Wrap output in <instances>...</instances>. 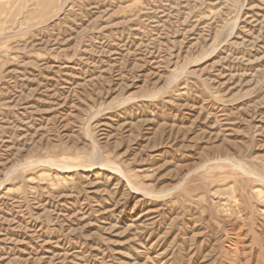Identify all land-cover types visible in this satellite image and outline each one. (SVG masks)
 Returning a JSON list of instances; mask_svg holds the SVG:
<instances>
[{
    "label": "rangeland",
    "instance_id": "obj_1",
    "mask_svg": "<svg viewBox=\"0 0 264 264\" xmlns=\"http://www.w3.org/2000/svg\"><path fill=\"white\" fill-rule=\"evenodd\" d=\"M0 264H264V0H0Z\"/></svg>",
    "mask_w": 264,
    "mask_h": 264
}]
</instances>
